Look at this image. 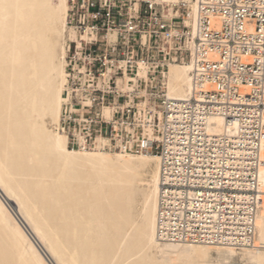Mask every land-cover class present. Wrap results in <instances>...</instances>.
<instances>
[{
    "label": "built area",
    "instance_id": "built-area-1",
    "mask_svg": "<svg viewBox=\"0 0 264 264\" xmlns=\"http://www.w3.org/2000/svg\"><path fill=\"white\" fill-rule=\"evenodd\" d=\"M117 1H69L68 24L79 34L87 31L89 39L79 46L73 42L74 54L67 56L65 93L70 96L59 129L68 146L158 155L160 240L252 246L263 162L264 0H190L188 7L181 5L190 25L183 24L181 15L172 20L182 22L179 41L189 39L192 49L171 53L126 38L123 33L134 32L136 15L130 10L122 15ZM150 14L147 25L155 26L150 35L167 33L161 16ZM114 30L124 40L108 41ZM102 32L105 39H97ZM119 49L126 51L122 58L115 56ZM174 54L175 60L191 65L192 89L183 99L164 93L161 70ZM137 60L150 65L148 73L159 80L146 85L138 78L125 91L124 73L132 75ZM104 106L111 108L108 116ZM212 116L233 131L208 132Z\"/></svg>",
    "mask_w": 264,
    "mask_h": 264
},
{
    "label": "bare ground",
    "instance_id": "bare-ground-1",
    "mask_svg": "<svg viewBox=\"0 0 264 264\" xmlns=\"http://www.w3.org/2000/svg\"><path fill=\"white\" fill-rule=\"evenodd\" d=\"M69 1L0 0V264H264V139L254 242L241 248L157 237L158 155L68 146L59 129L70 96L66 58L70 41L80 45ZM156 2L172 5L162 50H191L189 39L179 41L182 22L172 20L181 15L190 25L173 10L190 0ZM175 59L164 62L161 78L168 98L183 99L191 65ZM148 70L135 61L124 90L138 78L147 85ZM223 128L221 117L208 119V132Z\"/></svg>",
    "mask_w": 264,
    "mask_h": 264
},
{
    "label": "rangeland",
    "instance_id": "rangeland-1",
    "mask_svg": "<svg viewBox=\"0 0 264 264\" xmlns=\"http://www.w3.org/2000/svg\"><path fill=\"white\" fill-rule=\"evenodd\" d=\"M145 1H149L153 6V9L152 10H149L148 9V5L149 3L145 2ZM153 1V2H151ZM115 5L117 6V9L118 11L121 12L122 15H124L127 11H131V13L133 15H136V19L133 21L134 23V32H130L128 33L127 35L125 33L124 36L128 39H134L135 41L137 42H142V43H150L151 42V45H155V47L158 49H162V47H168V44L165 43V37L159 33L158 35H150V31L154 30L155 29V26L152 25H147V23H149L150 21L152 22L151 20V14L150 12H153V13H156V16L159 17L161 16V20H163V15L164 14H168L169 13V9L171 8V4L169 3H166V2H163V3H159V2H156V0H119L115 3ZM181 4L180 5H175L173 7V10L176 11V10H179V12L182 14V11H181ZM138 11V13H137ZM139 15V16H137ZM171 16V15H170ZM180 20H177V22H179ZM121 22V26L120 28L123 29L124 27V24H125V16L122 17V20L120 21ZM175 22V21H174ZM75 28V27H74ZM117 28V27H116ZM76 30V29H75ZM118 32L116 30L114 31H110L108 34H107V39L108 41H116V40H124L122 35H118L117 34ZM76 34H77V38L79 40V42H81V40H86V39H82L80 37V34L77 33L76 31ZM114 35L113 37H111L110 35ZM104 35H105V32H102L97 39L99 40H102V39H105L104 38ZM143 36H145V40L143 38ZM89 39V35L87 36ZM81 38V39H80ZM76 43L77 46H79L77 44L76 41H70L69 44H70V50H69V55L67 56H73L74 54V43ZM126 54V51L125 49H119L117 51V53H115V56L116 57H120L122 58L124 55ZM156 55V52L154 53ZM68 61H67V58H66V65H67ZM150 67V65H148ZM83 69H79V72H82ZM150 76H153L151 74H149ZM148 78V81L147 83L151 82V78ZM124 77H125V73H124ZM157 80H159V76L157 75L156 76ZM122 84L124 85L125 84V78L122 82ZM149 85V84H148ZM124 88V87H123ZM113 152V151H111Z\"/></svg>",
    "mask_w": 264,
    "mask_h": 264
}]
</instances>
